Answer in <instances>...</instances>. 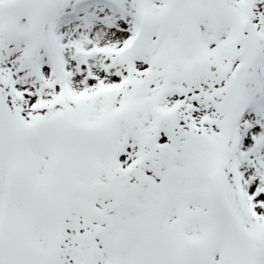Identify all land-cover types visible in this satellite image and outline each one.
Returning <instances> with one entry per match:
<instances>
[{
	"label": "snow or ice",
	"instance_id": "1",
	"mask_svg": "<svg viewBox=\"0 0 264 264\" xmlns=\"http://www.w3.org/2000/svg\"><path fill=\"white\" fill-rule=\"evenodd\" d=\"M0 264H264V0H0Z\"/></svg>",
	"mask_w": 264,
	"mask_h": 264
}]
</instances>
